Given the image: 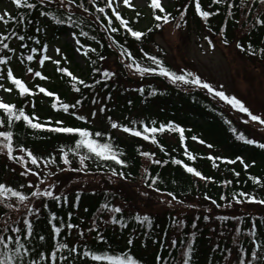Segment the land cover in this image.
Listing matches in <instances>:
<instances>
[{"label": "trees", "instance_id": "obj_1", "mask_svg": "<svg viewBox=\"0 0 264 264\" xmlns=\"http://www.w3.org/2000/svg\"><path fill=\"white\" fill-rule=\"evenodd\" d=\"M7 1L13 4L12 0ZM30 2L37 3V7L18 9L13 4L12 12L5 17L7 24L0 21V33L8 37L4 43L14 50L0 46V56L9 58L6 65L0 64V76L3 77L0 79L6 88H12L11 92L7 91V102L18 108L23 107L26 114L38 117L46 128L56 127L57 121H63L64 126L104 133L103 140L111 138L123 153L121 158L126 165H117L110 160L99 161L93 157L85 161L88 165L86 169L73 171V168L81 167L78 156L70 151L78 134L55 133L46 128L32 129L22 120L14 122L10 128L6 124L0 126V130L14 133V158L7 155L6 149L0 148V183L28 196L23 202L10 193L0 196V235L15 236L17 233L11 229H24L23 221H30L34 228L33 236L27 238L23 232L19 235L21 242L32 249L25 259L35 258L38 264H52L47 257L58 241L68 243L69 248L76 251L65 249L59 252L57 264H106L84 257L86 250L110 255L127 252L142 264H182V253L189 244L194 250L190 264H237L238 253L239 258L248 261L252 251H261L254 245H264V205L250 203L249 199L252 196L264 199V149L237 140L231 131L235 127L249 139L264 143V138L255 135L257 128L252 125L253 121L245 123L233 108H229V104L216 100L206 89L182 82L173 84L168 78L160 76L158 71L141 75L134 66L130 68L128 65L135 60L141 66L157 68L144 55L147 52L176 71L156 41L164 22L156 21L155 14L163 16L166 13H171L169 24L176 27L179 24L177 29H194L200 39H218L226 47L234 48L244 60L264 64V54L260 52L264 47V26L256 23L257 18L264 19V3L261 0H227L215 5L211 0H201L205 10L216 12L207 23L196 14L194 0H173L164 8L165 13L157 9L123 8L119 13L122 19L128 21V26L146 34L137 40L115 18L112 8L106 7L108 0H95V3L76 0L67 9L55 0ZM80 4H83L82 8H78ZM229 5L232 7L229 8ZM99 7H104L105 12H97ZM229 11L233 14L229 15ZM41 12L55 13L65 23L56 24L51 16H42ZM181 13L184 14L183 18ZM69 14L76 21L75 25L67 22ZM158 23L160 28L156 27ZM113 27L117 31L113 32ZM67 28L74 32L76 41H79L78 48L84 65L73 63L71 57L63 55L57 59L59 64L55 63L57 60H46L41 65L39 61L45 46ZM221 29L224 30L222 34ZM20 35L25 37L23 41L19 40ZM225 38L227 44L223 43ZM237 41L245 49L252 44L254 54L238 49ZM32 48L37 51L32 52ZM92 48L96 51H90ZM85 51H88L87 56L84 55ZM28 55L34 59L27 60ZM7 68H11L14 76L22 79L35 94L20 96L15 85L7 79ZM28 68L33 71L28 72ZM60 68H67L77 80L60 71ZM105 70L114 75L105 78ZM37 71L46 79L35 76ZM79 80L85 84H80ZM37 85L55 95L49 97L39 92ZM77 88L80 90L76 91ZM139 89H143V93ZM56 96L62 102L76 106L70 107L68 112H64L59 105L54 109L51 105L56 102ZM101 108L104 111L101 112ZM79 116L86 117V120L78 119ZM0 119H6L3 110H0ZM132 121L137 123L132 124ZM112 122L140 130L143 124L158 127L162 123H175L185 129V139L181 142L178 132L166 130L155 134L158 144H153L151 140L113 129ZM193 136L198 139L193 140ZM200 140L204 143H200ZM20 145L39 158L37 165L31 163L27 153L20 150ZM61 149L68 152L73 162L71 166L63 163ZM185 150L195 159L185 155ZM143 151L154 155L142 156L140 153ZM81 154L88 153L82 149ZM21 156L24 157L23 161L19 159ZM237 157L242 158L244 163ZM53 158L55 163H52ZM173 159L196 168L210 179H200L188 173L183 164L177 165L172 162ZM155 160L161 163L156 164ZM230 160L236 162L228 163ZM113 168L117 175L112 174ZM253 177L261 183H255ZM49 185L55 186L49 188ZM131 185L140 190L139 194L145 195V200L151 199L146 212L130 208L134 203V197L129 194L128 187L132 188ZM44 189L61 196V200L32 195ZM168 193H172V196ZM240 193L248 195L241 196ZM77 194L80 197L78 201ZM64 196H67V201L63 199ZM105 202L109 208L120 207L122 212L101 210ZM53 214L58 219L50 223ZM137 215L141 218L149 216L151 225L142 219L137 220ZM113 216L120 222L111 223ZM53 223L61 227L59 237L51 230ZM69 223L77 227L69 229ZM253 232L255 235H251ZM39 236L45 239L41 241ZM99 236L104 239H97ZM129 239L133 244H127ZM38 253H44L46 258L41 260ZM60 256H66L67 261L59 260ZM158 256L161 258L159 261Z\"/></svg>", "mask_w": 264, "mask_h": 264}, {"label": "snow or ice", "instance_id": "obj_2", "mask_svg": "<svg viewBox=\"0 0 264 264\" xmlns=\"http://www.w3.org/2000/svg\"><path fill=\"white\" fill-rule=\"evenodd\" d=\"M39 2L44 3V0H39ZM55 2L58 3L62 8L67 9L69 5L75 4L76 0H55ZM226 2H227V0H211V3L215 4V5H220V4L226 3ZM12 3L18 9L19 8L35 9L37 7V3L30 2V0H12ZM90 3H95V0H90ZM123 3L125 5H128L129 7L132 6L131 0H123ZM261 3H264V0H261ZM194 5H195L196 14H198V16L205 23L208 22V20L211 16L216 14V12H214V11L205 10L202 7L201 0H194ZM82 7H83V4L78 5V8H82ZM106 7L112 8L111 0H108ZM150 7L153 10L158 9L160 13H165V9H164V7H162L161 0H151ZM231 7H232V5H229V8H231ZM69 11H71V10H69ZM84 11L87 12L88 9L85 8ZM112 11L115 13V18L120 21V24L123 25L127 29V31L131 34V36H133L137 40H140L142 36L146 35L144 32L135 31L131 27H129L128 21L125 19H122L120 13L118 11H116V9H112ZM97 12L104 13L105 8L99 7V8H97ZM232 14L233 13L231 11H229V15H232ZM40 15L51 16L56 24H64L65 23V21L63 19H61L55 13L41 12ZM183 15L184 14L181 13L182 18H183ZM170 16H171V13H166L163 16H161L159 14H155V20L156 21L163 20V22L165 24H167L169 22ZM19 19H23V17H20ZM0 21H3L7 24V21L5 20L4 15H0ZM67 22H69L70 24H73V25L76 24V21L73 20L71 14L68 15ZM108 23H109V25H111V20H109ZM256 23L264 26V19L257 18ZM156 27L160 28L161 25L158 23L156 25ZM177 27H179V24H177ZM112 31L115 32V31H117V29L115 27H113ZM149 31H152V29H149ZM220 31L222 34L224 30L221 29ZM81 34L85 35V36L88 35V33H86V32H81ZM18 38L21 41H23L25 39V37L23 35H20ZM6 39H8V37L4 36L3 33H0V46H2L3 49H8L9 51H14L13 49L9 48V45L7 43H4V41ZM93 39H95V37H93ZM204 39L208 41V44L211 47H214V44L209 37H205ZM77 43H79V41H77ZM223 43L227 44L228 40L225 38L223 40ZM236 47L238 49H240L241 51L247 50V51L253 52V54H254L252 44H248L247 49H245V47L239 41H237ZM31 51L36 52L37 49L32 48ZM44 51H47L46 46L44 48ZM90 51L95 52L96 49L92 48V49H90ZM57 52H59V49H57ZM260 52L262 54H264V47H262L260 49ZM84 55L87 56L88 51H85ZM144 55L148 56V58L152 61V63L157 65V68L141 66L139 63H136L135 60L133 61V64L128 65V67L131 68L134 66L136 71L139 72L141 75H144L145 73H157V71H158V74L160 76L168 78L169 80H171V82L173 84H175L177 82H182L183 84L194 85L196 87L206 89L210 94H214L220 100L229 104L233 109H236L239 113H245L247 115V117L250 118L251 121L259 122V124L264 125V118H262L261 115L253 114V112L247 106H245V103L242 100L238 99L235 95H227L225 93V91L217 90L211 83H209L205 80H202L199 75H197L193 72L184 70L182 72V74H178L176 71H173L171 68L166 67L164 65L163 61L159 60L156 56H149L147 52H145ZM101 58L103 59V57H101ZM8 59L9 58L0 56V64L6 65L8 63ZM26 59L31 61L34 59V57L32 55H28L26 57ZM50 59H51V57L45 55L43 57V59H41L39 61V63L41 65H43L44 61L50 60ZM55 63L59 64L60 61L57 60V61H55ZM59 70L67 73V75L72 77L73 80H77V77L74 76L73 73L71 71H69L67 68H60ZM6 71H7V79L10 80L13 85H15V88L18 90V93L20 96L23 97L26 94H28V95H34L35 94L32 92V90L27 86V84L22 79H19L16 76H14L13 70L11 68H7ZM27 71L32 72L33 69L28 68ZM34 75L37 77H41L42 79H46V77H43L39 71L35 72ZM103 75L105 78H109L112 75H114V73H111V72L105 70L103 72ZM0 78H3V77L0 76ZM79 83L85 84V82L83 80H79ZM85 86H87V85H85ZM37 87L39 88V92L44 93L49 97H52L55 95L53 92L47 91L45 88L40 87L39 85H37ZM220 87H221V89L223 88L222 85ZM0 88H4V85L0 84ZM79 90H80L79 88L76 89V91H79ZM5 91L11 92L12 88H5ZM139 91L141 93H143V89H139ZM152 94H155V92H153ZM93 102L95 103V101H93ZM77 103H79V101H77ZM58 105H59V108H61L64 112H68L70 107L74 108L76 106L75 104L69 105L68 103H64L60 100L59 96H56V102H53L51 106H52V108L55 109L58 107ZM33 107H34V105H33ZM0 110H3V113L6 114V119H0V126H4L6 124L10 128L14 122L22 120L24 124H26L28 127L32 128V129H45L46 128L45 124L39 122L38 117H34L32 115L26 114L25 109L23 107L18 108L15 104L3 102L2 100H0ZM100 111L102 112V111H104V109L101 108ZM92 115L95 116L96 113L93 112ZM77 118L80 120H86V117H84V116H79ZM108 119L111 121V117H109ZM247 122L248 121L246 120L245 123H247ZM56 123L58 126L47 127L46 130L50 131V132H55V133L78 134V138L75 139L74 148L70 149V151L73 152L74 155L78 156L79 164L81 167L73 168L72 169L73 171H82V170L86 169L88 167V165L85 163V161L90 159V158H93V157L99 161H109L110 160V161L115 162V164H117V165H126V161L121 158L123 153L119 150V148L117 146H115L112 143L111 138L109 137L107 139V141L103 140V137L105 135L104 133L99 132V131L93 133L92 131L88 130L87 128H83V127L64 126L63 121H57ZM131 123L136 124L137 122L132 121ZM140 123L143 124V122H140ZM155 123H156L155 121L152 122L153 125H155ZM111 127L113 129H121L123 132L129 133L135 137H142L144 140H151V142L153 144H158V140H157L155 134L158 132L163 133L166 130L170 131V132H178L181 142H183L185 139V135H184L185 129L180 127V125L175 124V123H167V124L162 123V124H159L158 127L157 126H151L150 127L148 124H143L142 130L135 128V127L128 126V125L118 124L117 122H112ZM231 131L233 132V134L235 135V138L237 140L242 141L247 145H255V146L259 147L260 149H264V143H259L255 139H249L244 134V132H238V130L235 127H232ZM149 134H151V135H149ZM13 138H14L13 131L0 130V148L6 149L7 155L10 158H14L13 157V152H14ZM96 138H101V139H96ZM192 139L197 140L198 138L193 136ZM200 143L203 144L204 141L200 140ZM208 147H212V145H208ZM82 149H85L88 154L87 155L81 154ZM20 150L27 153V156H28V158H30L31 163L33 165L38 164L39 158L36 155H34L32 151L26 149L23 145H20ZM161 150H163V148H161ZM61 151L63 152V163L71 166L73 162L71 159H69L68 152L63 151V149H61ZM140 154L142 156H145V157H148L150 155H154V154L149 153L147 151H143ZM185 155H188L190 159H195V156L193 154L187 152V150H185ZM19 159L21 161H23L24 157L21 156V157H19ZM209 159H222V158L221 157H215V158L209 157ZM237 159H239L241 163H244L242 158L237 157ZM154 162L156 164L161 163L160 160H155ZM172 162L177 164V165L183 164V167L185 168V170L188 173H191L194 176L199 177L200 179H204V180L210 179V177H205L196 168L189 166L188 164L184 163L183 161H181L179 159H173ZM227 162L228 163H235L236 161L230 160ZM52 163H55V158H53ZM213 166L215 167L216 165L214 164ZM244 166H245V168L248 167L247 164H245ZM29 171H31V169H29ZM111 171H112L113 175H117L116 169L113 168V169H111ZM119 175L123 176L124 174L119 173ZM237 175H239V173H237ZM252 179L257 184L261 183V181L258 178L253 177ZM229 183H230V181H229ZM54 186L55 185H49V188L54 187ZM157 190H159V189H157ZM9 193L11 194L12 197L17 198L20 202L26 201L28 199V196L25 195L23 192L15 190L11 187H7L5 184L0 183V196H6ZM32 195L33 196H41L42 195V196L50 197L56 201L61 200V196L54 195V193L52 191H49L48 189H44L42 192L41 191L33 192ZM168 195L172 196V193H168ZM233 195H235V194H233ZM240 195L241 196H247L248 194L247 193H240ZM79 198H80L79 194H77L76 200L78 201ZM208 198L210 199V197H208ZM63 199L65 201H67V196H64ZM173 199H175V197H173ZM221 199H224V197H221ZM249 202L250 203L254 202V203L264 205V199H257L255 196L250 197ZM212 203L215 204L216 201L213 200ZM45 207H47V205H45ZM101 210H107V211L115 212V213L122 212V209L120 207L109 208V205L107 202H105L104 204L101 205ZM57 219L58 218L56 217V215L53 214L51 216L50 223H51V221H55ZM136 219L137 220L142 219V221H147L149 223V225H151L150 217L147 215L143 216L142 218L139 215H137ZM205 219H207V217H205ZM224 219H227V217H225ZM119 222L120 221L115 216H113L111 218V223L116 224ZM23 224H24V229H21L20 227H15V228L11 229V231L13 233H17V235H15V236H13V235H0V264H38V261L35 258L28 259V260L25 259L29 255V253L32 251V249L26 247V244L21 242V235H19V234L23 232L25 237L30 238L34 234V228H33V224L28 220H24ZM74 227H77V226L73 225L71 223L67 224V228H69V229L74 228ZM193 227H195V224H193ZM51 230L56 237H59L61 235V227L58 226L57 224L53 223ZM3 231H7V229H4ZM81 235H83V233H81ZM193 235H195V234H193ZM251 235H255V233L253 232V233H251ZM39 239L41 241H43L45 239V237L39 236ZM97 239L103 240L104 237L99 236V237H97ZM127 244L131 245V244H133V241L131 239H129L127 241ZM173 244H175V241H173ZM254 246L258 249H261V251H259V252L258 251H252L250 253V260H248V261H246L243 258H239V253H238L237 264H253V262H255V264H264V245L256 244ZM65 249H68L69 252H75L76 251L75 248L70 249L68 243L58 241L54 245V249L50 251L49 256L47 258L51 260L52 264H57L58 253L61 252L62 250H65ZM193 251L194 250H193L192 245L189 244L187 246V250L182 253V256L184 257L182 264H190V261L192 259V255H193ZM38 255H39L41 260L46 258L44 253H38ZM83 256L84 257H90L91 260L94 262H106V264H142V262L138 258H136L134 255L129 254L127 252H124L120 255H110L107 252L98 253L96 251L86 250L83 252ZM67 259L68 258L66 256H60L59 257V260H62V261H67ZM160 259L161 258L158 256L157 260L159 261Z\"/></svg>", "mask_w": 264, "mask_h": 264}, {"label": "rangeland", "instance_id": "obj_3", "mask_svg": "<svg viewBox=\"0 0 264 264\" xmlns=\"http://www.w3.org/2000/svg\"><path fill=\"white\" fill-rule=\"evenodd\" d=\"M172 2L173 0H161L164 8ZM111 3L112 9H116L118 12L123 8L153 10L150 7L151 0H131V7L125 5L123 0H111ZM12 10L13 4L7 0L0 3V15L7 17ZM193 30L177 29L174 25L164 23L157 34L156 41L164 49L167 60L176 72L182 74L184 70H187L199 75L202 80L211 83L217 90H223L227 95H235L245 103V106L253 114L261 115L264 118V64L257 65L244 60L235 52L234 48L226 47L215 38L211 39L214 44V47H211L204 38L200 39ZM46 47L47 51H43L42 59L47 55L51 57L50 60H57L60 55H63L67 58L71 57L73 63L84 65L82 53L78 48L74 32L70 28L53 38ZM0 84L4 85V88H0V100L7 102L8 94L1 79ZM221 85L223 86L222 89ZM214 98L220 100L215 95ZM229 108L232 107L229 106ZM234 110L244 121H251L245 113ZM252 125L257 128L254 131L255 135L264 138V125L255 121L252 122ZM131 186L132 188L128 187L129 194L134 197V203L130 208L142 213L146 212L151 205V199L145 200V195L139 194L140 190L134 185ZM245 209L248 210L249 207Z\"/></svg>", "mask_w": 264, "mask_h": 264}]
</instances>
